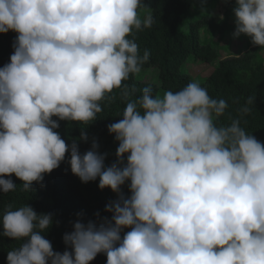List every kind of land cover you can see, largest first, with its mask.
Segmentation results:
<instances>
[{
	"label": "clouds",
	"instance_id": "1",
	"mask_svg": "<svg viewBox=\"0 0 264 264\" xmlns=\"http://www.w3.org/2000/svg\"><path fill=\"white\" fill-rule=\"evenodd\" d=\"M140 7L141 0H0V33H17L0 67V192L16 190L12 174L23 191L43 186L70 153L81 182L98 178L101 190L117 194L105 206L110 218L73 222L63 253L43 235L52 213L9 206L2 235L22 243L7 264H90L101 253L106 264H264V142L241 119L218 126L227 102L197 82L162 97L146 86L130 99L135 89L122 82L150 54L129 37L154 22ZM233 12L234 37L264 48V0H235ZM115 89L127 102L122 119L107 126L118 147L106 166L95 138L81 154L56 129L59 121H95ZM254 101L247 98L241 117ZM79 139L88 140L83 129Z\"/></svg>",
	"mask_w": 264,
	"mask_h": 264
},
{
	"label": "trees",
	"instance_id": "2",
	"mask_svg": "<svg viewBox=\"0 0 264 264\" xmlns=\"http://www.w3.org/2000/svg\"><path fill=\"white\" fill-rule=\"evenodd\" d=\"M212 1L141 0L138 12H149L154 22L150 28L133 30L129 38L137 43L141 55L145 50L149 52V59L141 69H157L161 90L177 91L192 82L187 73L182 71L188 56H191L193 62L203 64H211L217 60L215 67L200 83L210 97L227 102L224 115L214 118L215 122L218 126L229 125L233 119H241V127L264 142V65L260 56V52L264 53V48L253 45L251 38L245 34L242 35L248 37L246 49L236 56H220L216 42L201 44V27L210 37L216 32L223 34L229 30L227 23L215 24L209 17L201 21L186 20L193 3L208 5ZM234 6L235 0H223L224 19ZM181 23L185 26V31L179 29ZM16 36L14 31L0 33V67L9 62ZM122 83L135 89L130 99L138 98L146 86L152 87L154 96L158 89L154 84L136 80L134 74ZM121 91L122 89L113 90L110 95L114 98L101 102L103 111L89 125L59 121L60 127L56 129L67 144L70 145L76 140L81 154L91 148L92 139L95 138L99 144L98 151L107 154L106 166L116 160L118 141L114 139V134L109 133L107 126L122 119L121 114L127 101L122 98ZM250 96L255 98L254 104L249 105L250 113L241 117L240 109L245 106ZM82 129L88 136L87 141L79 139ZM69 156L70 153H66L65 161L51 173L44 175L43 186L33 182V191H23L22 181L12 174L10 178L17 185L16 190L0 192V217L9 206L14 210L25 204L32 206L37 213H52L53 224L43 235L51 242L53 250L61 253L66 249L71 250L65 245L63 235L73 230V222L97 220V213L101 218H110L112 213L105 211V206L117 198V194L111 189L101 190L98 187V178L87 183L81 182L71 172L67 163ZM122 191L129 195L127 184L122 186ZM2 232L3 226L0 223V264H7L8 251L19 247L22 241L5 237ZM106 259V255L101 253L90 264H106Z\"/></svg>",
	"mask_w": 264,
	"mask_h": 264
},
{
	"label": "rangeland",
	"instance_id": "3",
	"mask_svg": "<svg viewBox=\"0 0 264 264\" xmlns=\"http://www.w3.org/2000/svg\"><path fill=\"white\" fill-rule=\"evenodd\" d=\"M224 8L223 0H213L208 5H201L193 3L190 8L189 16L187 21H201L207 17L211 18L212 22L215 24H221L222 22L227 23L229 27L228 32L220 34L218 32L214 33L213 36H209L205 33L203 27L199 29V42L201 44L217 43L216 46L219 48V54L222 57L226 55L236 56L245 51L246 44L248 42V37L240 34L238 37H234L233 33L235 31V16L233 9L230 10L226 19H224ZM138 14L143 19L145 16L149 15V12L145 13L139 11ZM223 16V19L220 17ZM181 31H185V26L181 23L179 25ZM260 56L264 65V53L260 52ZM217 60L213 61L211 64H203L199 62H193L191 56L187 57L186 63L182 67V71L187 73L192 82L201 83L202 80L212 71L215 67ZM134 78L138 81L148 82L154 84L158 87L156 95L163 96L165 90L159 88L158 74L156 68H144L137 74H134ZM155 95V96H156Z\"/></svg>",
	"mask_w": 264,
	"mask_h": 264
}]
</instances>
